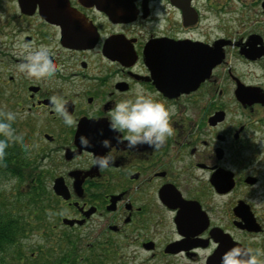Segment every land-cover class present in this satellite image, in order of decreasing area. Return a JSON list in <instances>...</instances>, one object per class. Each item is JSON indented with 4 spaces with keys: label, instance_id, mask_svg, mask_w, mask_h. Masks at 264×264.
Returning a JSON list of instances; mask_svg holds the SVG:
<instances>
[{
    "label": "flooded vegetation",
    "instance_id": "af4514ba",
    "mask_svg": "<svg viewBox=\"0 0 264 264\" xmlns=\"http://www.w3.org/2000/svg\"><path fill=\"white\" fill-rule=\"evenodd\" d=\"M22 44L46 45L59 71L24 78ZM0 68V99L56 199L43 234L66 230L103 264H219L235 243L264 248V0H0ZM137 85L174 107V135L155 150L118 144L98 169L106 114ZM61 91L74 126L50 109Z\"/></svg>",
    "mask_w": 264,
    "mask_h": 264
},
{
    "label": "clouds",
    "instance_id": "9594fccd",
    "mask_svg": "<svg viewBox=\"0 0 264 264\" xmlns=\"http://www.w3.org/2000/svg\"><path fill=\"white\" fill-rule=\"evenodd\" d=\"M20 62L17 71L26 79L40 81L53 76L60 69L55 55L46 45L20 46ZM50 109L66 126H74L76 118L69 111V97L64 92H57L48 96ZM175 109L156 99L152 93L137 85L130 93L116 100L106 114L107 127L112 137L102 136L99 143L106 149L103 153H96L92 163L98 169L109 168L118 155V144L123 143V149L137 151L138 145L147 144L151 149H159L168 137L174 135L171 120ZM20 114L12 110L0 108V157L4 148L15 141L22 140L16 133L13 122ZM103 130H101V133ZM116 144H112V139ZM91 140L81 134V147H90ZM215 247V245L213 246ZM201 264L203 262L201 261ZM219 264H264V248L235 243L220 255Z\"/></svg>",
    "mask_w": 264,
    "mask_h": 264
},
{
    "label": "trees",
    "instance_id": "16d2710c",
    "mask_svg": "<svg viewBox=\"0 0 264 264\" xmlns=\"http://www.w3.org/2000/svg\"><path fill=\"white\" fill-rule=\"evenodd\" d=\"M31 162L18 143L8 144L0 157V180L8 175L24 182L25 170L34 169ZM25 184L28 191L16 188L15 193L10 194L0 186V264H103L94 255H82L76 249L78 245L73 247L69 242H43L37 251L29 250L27 238L34 229L45 226L43 205L54 204L56 199L45 192L46 187L40 185L35 174Z\"/></svg>",
    "mask_w": 264,
    "mask_h": 264
},
{
    "label": "rangeland",
    "instance_id": "374dc122",
    "mask_svg": "<svg viewBox=\"0 0 264 264\" xmlns=\"http://www.w3.org/2000/svg\"><path fill=\"white\" fill-rule=\"evenodd\" d=\"M1 68H0V72H1ZM1 74V73H0ZM2 77V76H0ZM1 80V78H0ZM0 108H5L4 106V102H2V100L0 99ZM6 109V108H5ZM7 110V109H6ZM20 118H18V120L16 119L14 122H13V128L16 130V133L20 136H22V140L20 141H15L16 143L20 144L21 148H22V152L23 154H26L28 157H30V149H29V145H27L26 143L23 142V140L25 139V136H24V128H18L19 125H21V122H20ZM32 156V155H31ZM32 166L33 168L34 167V163H32ZM32 168H29V169H26L25 172H24V182L23 181H19L16 177H12V176H8V175H4L1 177V180H0V186L1 188L7 190L8 194L10 193H15V190L16 188L22 190V191H28L29 190V187H27L28 184H25V182H29L30 180V177H33V174H35V169L31 170ZM30 171V172H29ZM30 175V176H29ZM26 188V189H25ZM34 207V204L31 206V210L33 209ZM30 210V211H31ZM24 211V210H23ZM50 220V219H48ZM35 231H38V232H35ZM39 229H34V232H31L30 236L27 238V245L29 247V250L30 251H37L39 248H40V245L43 244V242L47 243V242H50L49 241V238L48 237H44L40 235L39 233ZM60 234L64 233V235L67 233L66 230H62V232H59ZM45 241H44V240ZM65 246V245H64ZM28 251V252H30Z\"/></svg>",
    "mask_w": 264,
    "mask_h": 264
},
{
    "label": "water",
    "instance_id": "95a60500",
    "mask_svg": "<svg viewBox=\"0 0 264 264\" xmlns=\"http://www.w3.org/2000/svg\"><path fill=\"white\" fill-rule=\"evenodd\" d=\"M57 193L59 194H64L63 191L61 189H57Z\"/></svg>",
    "mask_w": 264,
    "mask_h": 264
}]
</instances>
